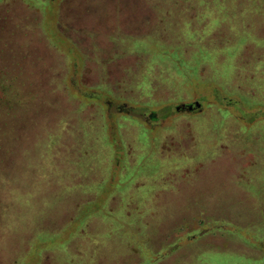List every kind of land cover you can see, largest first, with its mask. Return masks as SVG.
<instances>
[{"label": "rangeland", "instance_id": "374dc122", "mask_svg": "<svg viewBox=\"0 0 264 264\" xmlns=\"http://www.w3.org/2000/svg\"><path fill=\"white\" fill-rule=\"evenodd\" d=\"M0 264H264V0H0Z\"/></svg>", "mask_w": 264, "mask_h": 264}, {"label": "water", "instance_id": "95a60500", "mask_svg": "<svg viewBox=\"0 0 264 264\" xmlns=\"http://www.w3.org/2000/svg\"><path fill=\"white\" fill-rule=\"evenodd\" d=\"M196 105H197V106H199V105H200V103H199V102H196Z\"/></svg>", "mask_w": 264, "mask_h": 264}, {"label": "flooded vegetation", "instance_id": "af4514ba", "mask_svg": "<svg viewBox=\"0 0 264 264\" xmlns=\"http://www.w3.org/2000/svg\"><path fill=\"white\" fill-rule=\"evenodd\" d=\"M190 108H191V106H190Z\"/></svg>", "mask_w": 264, "mask_h": 264}]
</instances>
